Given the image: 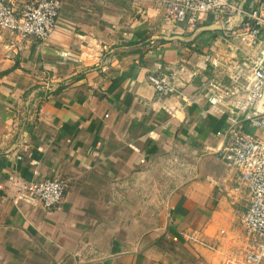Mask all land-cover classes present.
I'll use <instances>...</instances> for the list:
<instances>
[{
	"label": "crops",
	"instance_id": "1",
	"mask_svg": "<svg viewBox=\"0 0 264 264\" xmlns=\"http://www.w3.org/2000/svg\"><path fill=\"white\" fill-rule=\"evenodd\" d=\"M159 1L61 0L43 41L0 28V264H225L249 248L247 194L217 152L232 109L206 112L210 83H231L207 54L230 51ZM160 71L179 92L154 91ZM57 176L54 209L18 193Z\"/></svg>",
	"mask_w": 264,
	"mask_h": 264
},
{
	"label": "built area",
	"instance_id": "2",
	"mask_svg": "<svg viewBox=\"0 0 264 264\" xmlns=\"http://www.w3.org/2000/svg\"><path fill=\"white\" fill-rule=\"evenodd\" d=\"M159 5L167 19L183 24L188 32L207 18L225 27L221 37L232 58L224 65L215 52L207 58L213 66L221 65L231 83H210L216 92L209 98L206 112L216 114L221 105L232 109L217 152L225 165L236 171L233 189H244L247 194L241 224L254 237L246 251L225 264H264V0L248 9L240 7L237 0H160ZM60 9L61 0L22 4L0 0V28L16 34L19 42L28 38L43 41L56 27ZM236 16H241L238 25L227 29ZM241 48L249 52L238 57ZM148 80L161 97L179 92L173 73L152 72ZM67 186L68 179L57 176L22 183L18 193L39 199L46 210H51L62 201Z\"/></svg>",
	"mask_w": 264,
	"mask_h": 264
},
{
	"label": "water",
	"instance_id": "3",
	"mask_svg": "<svg viewBox=\"0 0 264 264\" xmlns=\"http://www.w3.org/2000/svg\"><path fill=\"white\" fill-rule=\"evenodd\" d=\"M240 7H243V4H240ZM241 20V16H236L234 18H231V23L226 27L227 29L229 28H232L233 26H237L239 21ZM223 28H225L221 22H215V23H212L211 25H208V26H205V27H202L199 29V27H197L194 31H193V34H196L197 32L199 31H202V30H222Z\"/></svg>",
	"mask_w": 264,
	"mask_h": 264
},
{
	"label": "rangeland",
	"instance_id": "4",
	"mask_svg": "<svg viewBox=\"0 0 264 264\" xmlns=\"http://www.w3.org/2000/svg\"><path fill=\"white\" fill-rule=\"evenodd\" d=\"M123 1H124V0H123ZM125 1H127V2H128L129 0H125ZM130 1H132V0H130ZM160 11H161V13H162V14H164L163 10H160Z\"/></svg>",
	"mask_w": 264,
	"mask_h": 264
}]
</instances>
